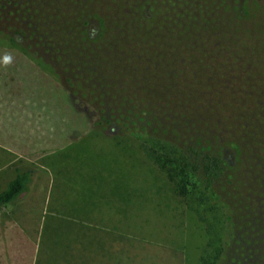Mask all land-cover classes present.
Listing matches in <instances>:
<instances>
[{"label":"trees","instance_id":"trees-1","mask_svg":"<svg viewBox=\"0 0 264 264\" xmlns=\"http://www.w3.org/2000/svg\"><path fill=\"white\" fill-rule=\"evenodd\" d=\"M35 3L30 43L74 91L87 87L102 112L120 117L146 107L156 133L142 141L144 153L178 196L191 202L188 186L198 190L195 212L210 238L219 233L203 264H264V212L245 215L220 184L232 167L243 192L264 203V45L223 37L205 0H167L168 20L158 0ZM29 180L18 171L0 189V209Z\"/></svg>","mask_w":264,"mask_h":264},{"label":"crops","instance_id":"crops-1","mask_svg":"<svg viewBox=\"0 0 264 264\" xmlns=\"http://www.w3.org/2000/svg\"><path fill=\"white\" fill-rule=\"evenodd\" d=\"M4 55H11L13 63L0 64V173L8 171L5 184L18 171L28 172L30 180L19 199L0 209V262L185 264L182 249L157 239L151 223L139 220L154 216L153 204L145 210L140 196L152 192L136 189L137 179L152 178V166L108 155L96 165L72 144L40 147L48 137L68 136L63 126L57 131L58 120L62 125L66 120L59 112L65 100L54 93L59 80L40 52L0 44V58ZM133 192L135 223L129 217ZM73 199L81 204L65 203Z\"/></svg>","mask_w":264,"mask_h":264},{"label":"rangeland","instance_id":"rangeland-1","mask_svg":"<svg viewBox=\"0 0 264 264\" xmlns=\"http://www.w3.org/2000/svg\"><path fill=\"white\" fill-rule=\"evenodd\" d=\"M37 0H0V44L12 48L31 49L35 53L40 52V46H33L30 43L31 37L36 35L26 33L28 29L27 20L34 12ZM213 7L216 12V18L219 32L223 37H240L241 43L254 50L253 43L258 39L260 44L258 48L263 47L264 43V0H205ZM164 7V16L161 20L171 19L167 6V0H158ZM253 43V44H252ZM246 47V50L248 49ZM262 49V48H261ZM49 58L46 56V59ZM45 59V57H44ZM51 73L59 80L58 90L54 92L55 98H60L65 104H62L61 114L66 115L64 125L58 120L57 131L60 127L67 130V138L59 134L50 138L45 147H59L60 144L66 143L73 147H80L83 150L84 160L88 157L90 161H96V165L102 162L103 155H108L115 160H133L147 163L152 166V177L147 176L146 182L136 180L137 190L139 193L152 192L151 196L140 195L142 202H145V210H149L153 204V219L139 216V220L151 223L154 235L157 239L166 240L178 250L185 252V264H203L202 257L209 261L215 256L219 249V233L208 235L205 231L207 226L203 219H200L195 212L199 206V193L197 189L188 186L191 192V202L177 195L174 186L169 183L166 174L151 163V159L144 153L142 141H147L152 134L156 133L152 127L150 118L145 114L146 107H140L133 112L126 113V116L120 117L114 113L102 112L99 102L91 100V94L87 87H75L72 89L71 82L63 78V75L55 67ZM72 86V87H71ZM86 89V90H85ZM59 103V101H58ZM56 105V103H55ZM60 105V104H59ZM131 107V106H130ZM58 112V114H59ZM144 112V113H143ZM143 113V114H142ZM73 132L72 140L70 131ZM57 133V132H56ZM85 136L83 141H78L80 136ZM82 139V138H81ZM39 147V146H38ZM110 151V152H109ZM232 166V163L230 164ZM131 167V171H132ZM90 172H94L89 170ZM98 170H96L97 172ZM235 169L229 168L225 179L221 182L223 190H231L238 195V206L243 210L245 215L249 212L259 214L264 212V203L261 200L253 199L250 193L243 192L245 187L243 182L233 177ZM8 171L0 173V189H5V183L8 180ZM233 181V184H230ZM191 184H197L196 179L190 178ZM219 184V186H220ZM133 186V187H136ZM240 194V195H239ZM250 194V195H249ZM234 195V194H233ZM235 196V195H234ZM219 198V197H218ZM130 200L133 202L132 214L130 221L135 223L137 215L135 214L136 197L134 192L131 193ZM66 201V202H65ZM67 205L75 207L81 202L65 200ZM220 205L224 202L219 199ZM147 202V205H146ZM140 203V201H139ZM78 207V206H77ZM254 207V208H253ZM243 216V218L245 217ZM1 247V245H0ZM10 260V259H9ZM5 261V260H4ZM3 264V261L0 262ZM11 264H17L12 259Z\"/></svg>","mask_w":264,"mask_h":264},{"label":"clouds","instance_id":"clouds-1","mask_svg":"<svg viewBox=\"0 0 264 264\" xmlns=\"http://www.w3.org/2000/svg\"><path fill=\"white\" fill-rule=\"evenodd\" d=\"M13 63V57L11 55H4L2 58H0V64L7 67L10 66Z\"/></svg>","mask_w":264,"mask_h":264}]
</instances>
